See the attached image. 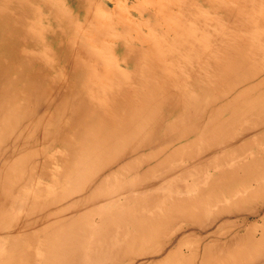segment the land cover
Segmentation results:
<instances>
[{
  "label": "rangeland",
  "instance_id": "rangeland-1",
  "mask_svg": "<svg viewBox=\"0 0 264 264\" xmlns=\"http://www.w3.org/2000/svg\"><path fill=\"white\" fill-rule=\"evenodd\" d=\"M7 14L0 232L66 207L3 239L5 255L264 264V0H17ZM32 191L58 198L35 208Z\"/></svg>",
  "mask_w": 264,
  "mask_h": 264
},
{
  "label": "bare ground",
  "instance_id": "bare-ground-1",
  "mask_svg": "<svg viewBox=\"0 0 264 264\" xmlns=\"http://www.w3.org/2000/svg\"><path fill=\"white\" fill-rule=\"evenodd\" d=\"M16 1L17 0H0V86H1V79H2L1 65H3V58H2L3 57V54H2V51L4 50V47L6 45H8L7 37H9L12 40V38L14 37L15 32H16V22L14 20L12 21L9 18V16H8L9 14H7V12L9 10V6L13 5ZM257 42H258V40H257ZM231 43H232V41H231ZM235 43L236 42H234V44ZM235 45H236L235 46V48H236L237 47V44H235ZM231 47H232V45H231ZM228 50H229V48H228ZM228 50H225L224 52H227ZM238 50H239V47H238ZM235 52H237V50H235ZM226 54H228V53H226ZM235 55H236V53H235ZM12 58H14V59L16 58V52L13 53V57ZM1 90H2V87L0 88V113L3 110V107H2V104H1V96H2V91L3 90L2 91ZM7 161H8V157L6 158V161L5 162H7ZM3 165H6V163H4ZM3 169L4 168L0 169V178H1V173L3 172ZM7 170H8V168L5 169V171H7ZM161 189L163 190V188H161ZM45 191H47V189ZM45 191H44V193H45ZM30 193L32 194L33 204H34V207L36 208L38 205L41 204L38 199H41V197L43 196V194H42L43 192L41 193V191H38V192L32 191ZM45 194H47V193H45ZM45 197H50V196H49V194H47V195H45ZM57 198L58 197H56V196H54L53 198H49L48 199L49 201L45 202L44 204H41V208H43V210H45L46 208H48L50 202L52 203L53 201L57 200ZM59 199L57 200V202H59L58 203L59 206L57 207V209H56L55 212H51V211H42V212H37V213L36 212H33V214H35V215L32 218L27 219L26 220V224L25 223H22L21 224V227L25 224L24 230H22V229H20V230L19 229L18 230H12V231L7 232V233L0 232V242L3 239H8V241H12V243L13 242H18L21 239V237L25 236V234H23V233H24V231L27 230L26 227H28V225L31 227V226H34V225L38 224L39 222H45V224H46V223H48L49 221H51L53 219L52 216H54L55 214H57L59 212H60V216H61V212L63 213L64 208L66 206L65 205H62L63 204L62 203V200H59ZM63 199H64V197H63ZM72 204H74V202H72ZM72 204H70V205H72ZM75 204H76V202H75ZM53 206H55V205H53ZM49 208H51V205L49 206ZM102 208L104 209L105 208V205ZM58 216L59 215H57L56 217H58ZM60 218H58V219L56 218L57 221L54 224H59V225L61 224L62 225V223L64 222V220H63V218H61V219ZM28 221H29V224H28ZM52 225H53V223H52ZM32 233H35V232H32ZM14 250H16V247H14ZM17 259H18V257L17 258L14 257L13 251H11L10 253H8V254L5 255L3 253V249L0 248V264H17Z\"/></svg>",
  "mask_w": 264,
  "mask_h": 264
}]
</instances>
